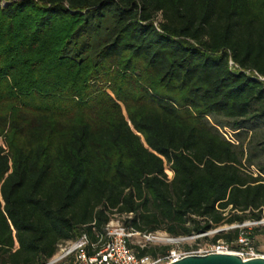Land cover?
Returning a JSON list of instances; mask_svg holds the SVG:
<instances>
[{
    "label": "trees",
    "instance_id": "obj_1",
    "mask_svg": "<svg viewBox=\"0 0 264 264\" xmlns=\"http://www.w3.org/2000/svg\"><path fill=\"white\" fill-rule=\"evenodd\" d=\"M247 69L264 76V0H0V264L84 234L93 254L117 212L175 238L262 220L264 80Z\"/></svg>",
    "mask_w": 264,
    "mask_h": 264
},
{
    "label": "built area",
    "instance_id": "obj_2",
    "mask_svg": "<svg viewBox=\"0 0 264 264\" xmlns=\"http://www.w3.org/2000/svg\"><path fill=\"white\" fill-rule=\"evenodd\" d=\"M162 19V15L158 14L155 24L158 27L159 22ZM232 67L238 68V65L234 63L233 60L230 61ZM246 73L253 75L255 78H260L264 80V76L254 70H244ZM229 141H234V138L228 139ZM254 173L257 174L255 169H252ZM134 216V212L131 213H114L112 214L109 222L104 227L103 232V242L101 246L95 250L93 254H88L86 251V246L89 244V237L85 234L81 238L71 241V247L62 255L59 260L72 253H76L75 262L78 264H170L177 262V260L195 255H206L209 253H227V254H237L243 260H250L251 258L262 257L264 254L261 253L258 247L255 244L254 238L250 236V232H246L252 229V226L263 224V219L260 221L249 220L243 223H234V225L221 227L224 230L234 229L235 227L240 228V235L236 239L234 245L229 242H226L223 239L213 242L206 245L205 247H195V248H171L167 253L162 254V256L154 257L150 254L141 255L139 250L136 249V246L144 248L147 244L142 243L141 241L136 242V237L143 236L149 241L156 239L158 232H141L136 230L133 227L126 224V220H130ZM219 229L211 230L205 232V234L216 233ZM205 234H199L195 236H203ZM190 238V237H183ZM179 240L176 238H168ZM68 243V242H67ZM235 246V247H234ZM96 247V246H95ZM67 255V256H68ZM53 263L59 261L53 259Z\"/></svg>",
    "mask_w": 264,
    "mask_h": 264
},
{
    "label": "rangeland",
    "instance_id": "obj_3",
    "mask_svg": "<svg viewBox=\"0 0 264 264\" xmlns=\"http://www.w3.org/2000/svg\"><path fill=\"white\" fill-rule=\"evenodd\" d=\"M89 85L93 86L94 89L96 90V94H106L108 97L109 96H114V91L112 90L111 88V82L110 81H102L101 79H92L88 82ZM77 99V98H76ZM218 120L220 119H210V121L213 123V124H216L218 123ZM222 121V119H221ZM219 130H221L222 134L227 138V139H231V138H234V131L232 129H230L229 127H222L221 125L218 126ZM226 226H229V225H223V226H220L219 228L221 227H226ZM254 227H258L259 230L261 231V233L257 234L254 238V241H255V244L256 246L258 247L259 251L261 253L264 254V223L263 224H258V225H254L252 226V228ZM218 228V229H219ZM214 233H209V236L211 237ZM156 235L158 236L156 239H153L151 241H149L148 239L144 238L143 236H138L136 237V242L138 241H141L142 243H151L153 245H158V246H161V245H170L172 246V248H181V249H186V246H188L189 248H195V247H205L206 245L208 244H211L213 242H211L209 239H204L203 236H195V235H192L190 236V238H183L184 236H180L178 237L179 240H176V242H169L167 241L168 238H175V237H171L169 234H167L166 232L164 231H158V233H156ZM71 242H68V243H63L59 246V250H58V253L57 255L52 258L51 260L53 259H56L57 257H59L60 255H64L65 253H67L66 251L71 247ZM68 255V254H67ZM66 255V256H67ZM66 256L62 257L59 261L55 262V263H58L60 262L61 260H63ZM54 263V264H55Z\"/></svg>",
    "mask_w": 264,
    "mask_h": 264
},
{
    "label": "water",
    "instance_id": "obj_4",
    "mask_svg": "<svg viewBox=\"0 0 264 264\" xmlns=\"http://www.w3.org/2000/svg\"><path fill=\"white\" fill-rule=\"evenodd\" d=\"M224 230V228H219L217 232ZM54 260H50L45 264L53 263ZM170 264H264V258L257 257L251 258L250 260H243L237 254H227V253H209L206 255H195L183 257L177 262Z\"/></svg>",
    "mask_w": 264,
    "mask_h": 264
},
{
    "label": "bare ground",
    "instance_id": "obj_5",
    "mask_svg": "<svg viewBox=\"0 0 264 264\" xmlns=\"http://www.w3.org/2000/svg\"><path fill=\"white\" fill-rule=\"evenodd\" d=\"M264 222V221H263ZM177 240V239H176ZM176 240H174V239H167V241H169V242H176ZM61 257V255L59 256V257H57L56 259L57 260H59V258Z\"/></svg>",
    "mask_w": 264,
    "mask_h": 264
}]
</instances>
